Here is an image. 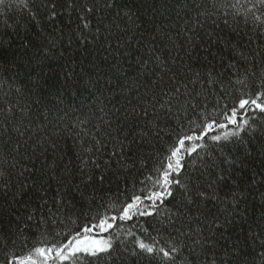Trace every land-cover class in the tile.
<instances>
[{
	"label": "trees",
	"instance_id": "trees-1",
	"mask_svg": "<svg viewBox=\"0 0 264 264\" xmlns=\"http://www.w3.org/2000/svg\"><path fill=\"white\" fill-rule=\"evenodd\" d=\"M41 2L0 3V127L6 128L0 134V264L27 256L36 264H62L54 252L46 258L36 249L57 247L95 224L98 211L118 208L150 187L146 178L155 179L154 170L179 137L198 133L208 119L227 123L225 116L238 108L239 99L255 98L264 85V5L258 0H117L111 13H102L110 31L102 27L91 44L82 38L75 12L62 13L55 25L32 23L43 11ZM84 33L88 40L94 35L90 29ZM28 41L32 47L25 48ZM157 55L164 66L150 63L149 72L156 75L143 73L136 61ZM113 66L123 71L114 76ZM95 81L103 94L93 87ZM145 88L168 93L163 96L171 99L168 109L157 104L142 115L137 98ZM237 119L251 123L241 132L243 144L221 148L209 139L200 154L203 159L230 154L239 161L218 193L220 200L207 205L217 215L218 209H229V225L216 236L213 254L216 264H264V115L245 112ZM229 130L237 131L230 126L214 134ZM106 131L115 139L101 135ZM93 137L103 141L100 150L84 152ZM120 142L127 147L113 156ZM53 161L57 167L50 170ZM202 167L196 158L190 171ZM58 190L66 194L58 196ZM150 224L156 225L151 217L125 222L110 236L118 251L96 264H142L130 255L139 251L141 240L155 238L167 250V233L157 234ZM79 264L89 260L82 256ZM198 264L208 259L201 257Z\"/></svg>",
	"mask_w": 264,
	"mask_h": 264
},
{
	"label": "snow or ice",
	"instance_id": "snow-or-ice-1",
	"mask_svg": "<svg viewBox=\"0 0 264 264\" xmlns=\"http://www.w3.org/2000/svg\"><path fill=\"white\" fill-rule=\"evenodd\" d=\"M2 2L3 0H0V3ZM258 3L264 5V0H258ZM116 4L117 0H46V2L42 0L40 6L43 11L39 14V18L33 15L31 22L34 24L55 25L58 16L62 13L75 12L80 21L78 25L80 34L85 41L91 44L97 42L98 37H101L102 27L110 31L108 25L105 24L106 17L102 13H111L116 8ZM252 6L255 7L256 5L253 4ZM124 15L131 19L128 12H125ZM93 19H96L95 25L91 23ZM84 29L94 31L91 40H88ZM3 44L4 41L0 39V46H3ZM24 47H32L31 41L26 42ZM148 51L152 53L154 49ZM35 58L39 64V58ZM136 62L141 71L149 75H156L155 72H149L150 63H154L158 68L164 66V61L158 55L154 59L149 56L148 60L141 58ZM113 67L114 76L116 72L123 71L122 69H116L115 66ZM66 75L73 78L71 72L66 73ZM104 83L110 85L111 79L106 78ZM131 83L135 87L136 79L133 78ZM37 87H39L38 83ZM93 87L103 94L99 81L93 82ZM89 94L95 96L96 92L89 89ZM164 95H168V93H164L163 89L156 92L145 88V91L140 93L137 98L139 107L142 109L141 114L150 115L149 108L154 109L157 104L160 108L167 110L171 99L165 101L163 99ZM260 97H264V85L261 86V90L257 92L255 98L239 99L238 108H231L230 115L225 116L227 123L208 119L200 125L198 133L193 130L179 137L170 146L169 154L161 162L160 167L154 170L155 179H152L151 176L146 178L151 181L150 187L146 186L140 189L139 193L134 192L118 208L115 205H108L104 211H98L95 224L84 226L71 235L66 242L53 248H37L36 252L46 258L54 252L56 254L55 258L59 259L62 264H79L82 256L89 260V264H96L97 261L113 257L118 251V247L114 246L113 240L110 238L111 233L120 231L125 222L133 221L135 217H151L156 221V225L150 224L149 227L157 234L162 231L166 232L170 243L166 242V250L165 247L158 246V241L155 238H153L152 243H145L142 240L137 241L139 251L134 249L130 255L140 260L142 264H161V262L163 264H176L178 256L181 257V264H198L201 257L207 258L208 264H216L213 254L216 246L215 238L218 234L222 237L229 225L228 216L226 215L229 209H218L217 211L220 214L217 215L212 214L207 209V205L220 200L218 193L239 161L230 154L224 155L221 153L219 159H203L200 154L202 151L207 150L209 139L213 145H219L221 148L231 143L243 144L244 140L241 132L250 130L251 123L248 119H242L238 122V114L259 112L264 115V100L259 99ZM36 102L39 103L40 100ZM131 112L133 116L137 115L135 107L132 108ZM230 126H235L237 131L229 130L224 131L222 135L214 134L219 130L229 129ZM14 130L19 131L15 128ZM4 131H6V128L0 127V134ZM104 134L112 137L110 131L101 133V135ZM112 138L115 139V137ZM102 143L103 141L93 137L91 145L84 147L83 151L86 153L98 152ZM125 147L127 145L120 142L117 145V151L113 152V156L122 154ZM261 149L264 150V145L261 146ZM247 151V148H245V152ZM196 158L202 159L203 167L190 171V165ZM94 166L99 167L100 165L96 164ZM48 167L50 170H54L57 165L53 161ZM2 175L3 173H0V176ZM66 175L70 177L72 175L71 171L66 170ZM88 179L91 180L92 177L89 176ZM60 183L63 184V180ZM64 194L66 193L57 191L58 196ZM41 200L46 202V197L42 196ZM232 203L238 205V200L234 198ZM113 210L115 214H109ZM231 211L234 212L235 208H232ZM221 215H224L223 220H221ZM117 221L120 223H117ZM143 231L147 232L148 229L145 228ZM98 234H108L109 238H97ZM0 243H4V241L0 240ZM185 251L188 255L182 256ZM29 261L36 264L31 256L12 257L8 260V264H28Z\"/></svg>",
	"mask_w": 264,
	"mask_h": 264
},
{
	"label": "rangeland",
	"instance_id": "rangeland-1",
	"mask_svg": "<svg viewBox=\"0 0 264 264\" xmlns=\"http://www.w3.org/2000/svg\"><path fill=\"white\" fill-rule=\"evenodd\" d=\"M97 238L104 239V238H109V237H108V236H105V235H101V236H98V235H97Z\"/></svg>",
	"mask_w": 264,
	"mask_h": 264
}]
</instances>
